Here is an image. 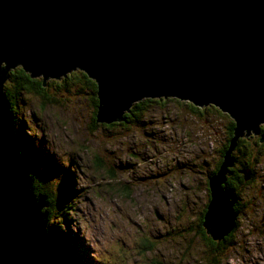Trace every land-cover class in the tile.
I'll use <instances>...</instances> for the list:
<instances>
[{
	"label": "water",
	"instance_id": "1",
	"mask_svg": "<svg viewBox=\"0 0 264 264\" xmlns=\"http://www.w3.org/2000/svg\"><path fill=\"white\" fill-rule=\"evenodd\" d=\"M17 66L43 85L84 72L96 123L122 120L143 98L227 113L233 134L208 177L202 225L214 240L233 229L230 153L250 133L264 142V0H0V264H53L44 197L31 191L4 91Z\"/></svg>",
	"mask_w": 264,
	"mask_h": 264
},
{
	"label": "rangeland",
	"instance_id": "2",
	"mask_svg": "<svg viewBox=\"0 0 264 264\" xmlns=\"http://www.w3.org/2000/svg\"><path fill=\"white\" fill-rule=\"evenodd\" d=\"M78 77L48 78L43 91L12 94L10 110L29 174L40 184L33 188L49 189L48 224L86 254L83 262L264 264V158L254 168L257 185L241 189L242 202L253 205L237 220L231 245L211 252L196 229L228 115L216 107L194 113L169 98L150 103L140 124L101 125ZM4 86L11 87L8 79ZM64 178L74 191L67 201L60 197Z\"/></svg>",
	"mask_w": 264,
	"mask_h": 264
},
{
	"label": "trees",
	"instance_id": "3",
	"mask_svg": "<svg viewBox=\"0 0 264 264\" xmlns=\"http://www.w3.org/2000/svg\"><path fill=\"white\" fill-rule=\"evenodd\" d=\"M74 72L79 74L78 78H80L83 81L85 86L87 88H89V91L92 94V99H93L92 102H93V106H94V118L93 119H94V122H96L95 121V113L97 110V103H98L97 96H96V84H95L94 80L90 79L84 72H82L81 70H78V69H77V71H75V70L71 71L66 76H63L61 79L64 80L65 78H69L70 74H72ZM8 82L11 83V87L7 88L4 86V91H5L7 100L9 101L10 108L12 105V101H14L13 100L14 97L12 96V94H14V95L18 94L24 90L25 91H31V92L36 91V93H38L40 91H43V87H44L41 77H38L37 79H35V77H30L29 74L27 72H25L20 66H17L14 69L9 71ZM169 98H173V100L176 99L175 97L143 98L137 102H134L131 105V107L129 108V111L125 112L123 114L122 120L112 122L109 124H105V123L102 124L101 123V125L111 126V125H114V124L120 123V122H122V123L138 122V124H140L143 121V120H141L142 115H143V111L148 110L147 108L151 106L150 103L155 104V105H164V104H162V101L167 102V101H169ZM181 101H183V100H181ZM184 104L187 105V107H189L192 110V112L195 113L197 111L199 114L203 112L205 107H206V109H208V108L212 109L213 107L214 108L216 107L214 105L208 104L205 106H200V107H203V108H200L199 106L193 105L189 101H186ZM215 110L218 111L220 109L218 107H216ZM222 113L225 115L227 114L225 112H222ZM228 117L230 118V120L228 121L227 125H225V127H224L225 128V137H224V141L221 143L220 149L218 150V160H217L215 166L213 167V169L208 171V176L206 179L207 181H208V177L211 176L212 174H214L218 170L219 165L223 159V154L229 146V139L232 137V134H233L234 122L229 115H228ZM263 127H264L263 125L260 126L261 129H263ZM15 133L17 134V136H19V134L16 131H15ZM18 143L20 145V152H23L21 138H18ZM230 154L233 158V165L228 167L229 174L226 175V178L222 184V187L232 191V193L235 195L236 200L233 204V210L235 213H237L239 210H242V208L244 206L242 204V201H241V203L240 202L238 203V201H237V200H240V197L243 198L241 189L244 187L247 188L249 186V183L253 184V182L255 181V179H254L255 178L254 168L264 158V142H261L259 140V136L258 137H252V138H250L249 135L239 137L237 139L235 147L233 148V150L231 151ZM246 175H247V177H246ZM30 179H31V191H32L33 195L35 197L36 196H43L44 197L45 205L42 208V212H47L46 222H45L46 223L45 224V231H46L47 241L49 244L50 251L53 254L52 255L53 256V264H75L76 261L78 260V258H79V262H77V264H85L83 262V260L85 259V257H87L86 254H82L81 250H78L76 245H74V244L69 245L70 241H68V240L66 241V238L62 233V229L58 228V226L56 224H50V225L48 224L49 223L48 214L50 212V210H49L50 208L48 207V205H50L49 200H51V199L47 195V191H46L47 187H45V188L41 187V190L38 189L36 191V190H34L33 187L39 186L40 185L39 181L36 180L35 182H33L31 175H30ZM62 184H63V187H61L62 188V194L60 195V197H61V200L64 197V200L67 201V198L70 197V195L74 192L73 187H72L70 181L68 180V178H66V179L64 178V181ZM206 185L208 187L207 183H206ZM64 200L62 202H65ZM205 211H203V213L200 214L199 219L201 218L200 219L201 223H203V215H204ZM56 218H57L56 220L58 222H60L59 219L60 218L63 219V215L60 213L59 216ZM64 224H65V222H64ZM237 227H238V221L235 217L234 228L223 239V242H222L223 247L226 244L231 245L232 240H233V233ZM76 251L79 252V256L76 253Z\"/></svg>",
	"mask_w": 264,
	"mask_h": 264
},
{
	"label": "flooded vegetation",
	"instance_id": "4",
	"mask_svg": "<svg viewBox=\"0 0 264 264\" xmlns=\"http://www.w3.org/2000/svg\"><path fill=\"white\" fill-rule=\"evenodd\" d=\"M44 90V89H43ZM259 135L258 134H250V138H252V137H258ZM217 160L218 159H216V161H215V164H216V162H217ZM255 179V181L253 182V184H251V183H249V187L250 188H254V185L256 186V181H257V179L256 178H254ZM208 201H209V189H208V200H207V202L206 203H204V205H203V208L201 209V211H200V213H199V216H198V222H197V227H196V229L198 230V233L201 235V237H202V240L203 241H205V242H203L204 243V245H206L208 248H209V250L211 251V252H216V250L217 249H221L222 247H223V239L228 235H226V236H224L223 238H221V239H219V240H214V239H212L211 237H210V235L206 232V230H205V228H204V226L202 225V223H201V221H200V219H199V217H200V214L201 213H203V211H205L206 210V206H207V204H208ZM238 201V203L240 202L241 203V201H242V198L240 197V200H237ZM242 204L244 205L243 206V208H242V210H239L237 213H236V219L238 220L239 219V217H240V215L241 214H243L245 211L246 212H250L251 210H252V205H253V202L252 201H248V202H245V204L242 202ZM205 209V210H204ZM263 210L262 211H260V216H262V214H263ZM245 216H249V215H245ZM255 219H257V216H252L251 215V220L253 221V220H255ZM234 228V227H233ZM234 234V233H233ZM217 253V252H216Z\"/></svg>",
	"mask_w": 264,
	"mask_h": 264
},
{
	"label": "clouds",
	"instance_id": "5",
	"mask_svg": "<svg viewBox=\"0 0 264 264\" xmlns=\"http://www.w3.org/2000/svg\"><path fill=\"white\" fill-rule=\"evenodd\" d=\"M31 180V179H30Z\"/></svg>",
	"mask_w": 264,
	"mask_h": 264
}]
</instances>
